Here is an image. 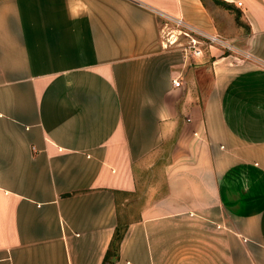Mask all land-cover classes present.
Listing matches in <instances>:
<instances>
[{
    "label": "crops",
    "instance_id": "0c3cea01",
    "mask_svg": "<svg viewBox=\"0 0 264 264\" xmlns=\"http://www.w3.org/2000/svg\"><path fill=\"white\" fill-rule=\"evenodd\" d=\"M214 1L0 0V264H105L118 226L113 264H264V0Z\"/></svg>",
    "mask_w": 264,
    "mask_h": 264
},
{
    "label": "built area",
    "instance_id": "2783aa9c",
    "mask_svg": "<svg viewBox=\"0 0 264 264\" xmlns=\"http://www.w3.org/2000/svg\"><path fill=\"white\" fill-rule=\"evenodd\" d=\"M241 4V2H239ZM163 19L160 26V42L165 49H179L185 56L202 57L207 49L218 47L229 54H243L241 50L220 33L206 31L184 20L159 10L156 11ZM175 86H181V80H173Z\"/></svg>",
    "mask_w": 264,
    "mask_h": 264
},
{
    "label": "trees",
    "instance_id": "16d2710c",
    "mask_svg": "<svg viewBox=\"0 0 264 264\" xmlns=\"http://www.w3.org/2000/svg\"><path fill=\"white\" fill-rule=\"evenodd\" d=\"M124 233H125L124 228H121L120 226H118L116 228L113 240L110 244L109 250H108L106 257H105V260H104L105 264L107 262H109L110 264L114 263V261H112L111 259L117 257L119 247H120V242L124 236Z\"/></svg>",
    "mask_w": 264,
    "mask_h": 264
},
{
    "label": "rangeland",
    "instance_id": "374dc122",
    "mask_svg": "<svg viewBox=\"0 0 264 264\" xmlns=\"http://www.w3.org/2000/svg\"><path fill=\"white\" fill-rule=\"evenodd\" d=\"M208 2L214 7V9H218V8H220V7H222V6H224L223 4V2H221V1H219L218 3L217 2H215L214 0H208ZM219 4V5H217V4ZM223 3V4H222ZM220 5H222V6H220ZM226 53H228V52H226ZM232 55H235V56H237V55H239V54H237V53H235V54H232Z\"/></svg>",
    "mask_w": 264,
    "mask_h": 264
}]
</instances>
